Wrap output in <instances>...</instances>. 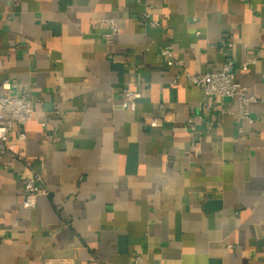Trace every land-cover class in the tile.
<instances>
[{"label":"crops","instance_id":"crops-1","mask_svg":"<svg viewBox=\"0 0 264 264\" xmlns=\"http://www.w3.org/2000/svg\"><path fill=\"white\" fill-rule=\"evenodd\" d=\"M253 57L252 123L187 79ZM0 93L36 110L0 162V264H264V0H0Z\"/></svg>","mask_w":264,"mask_h":264},{"label":"built area","instance_id":"built-area-1","mask_svg":"<svg viewBox=\"0 0 264 264\" xmlns=\"http://www.w3.org/2000/svg\"><path fill=\"white\" fill-rule=\"evenodd\" d=\"M148 16V15H146ZM107 24V32L103 35L108 43H112L115 35L119 33V26L115 19L105 20ZM153 23H157L153 21ZM200 33H197L199 35ZM232 46V42L227 40L220 46L222 51L228 50ZM161 55L166 57L167 65L174 67L179 62L174 56L173 46L167 45L162 48ZM256 58H249L245 63L236 67L234 62L227 60L223 69L219 71H207L198 74L187 73V79L190 83L200 87L205 96L218 97L220 99H235L239 103V116L241 119L252 123L254 121L249 111L251 104L257 103V97L252 95L247 86L236 81V69L247 71L250 64H254ZM11 81L7 80L2 83L3 89L11 88ZM125 99L129 102L136 101L141 97L138 91H132L124 88L122 91ZM36 116V110L32 101L25 94L19 96H8L0 93V162L3 161L7 153H11V137L10 131L17 130V139L22 142L27 138L26 126ZM157 120L151 121V126L158 125ZM7 167V166H6ZM26 196L23 206L27 209H33L37 205L38 197L45 192L42 187L41 177L34 171L25 179ZM52 264V263H46ZM135 264H143L141 259H137Z\"/></svg>","mask_w":264,"mask_h":264}]
</instances>
